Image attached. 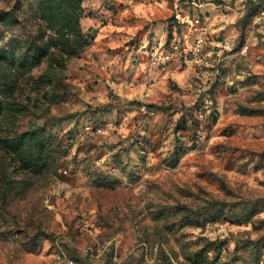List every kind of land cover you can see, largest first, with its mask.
<instances>
[{
    "label": "rangeland",
    "instance_id": "1",
    "mask_svg": "<svg viewBox=\"0 0 264 264\" xmlns=\"http://www.w3.org/2000/svg\"><path fill=\"white\" fill-rule=\"evenodd\" d=\"M54 1L0 0V264H264V0Z\"/></svg>",
    "mask_w": 264,
    "mask_h": 264
},
{
    "label": "built area",
    "instance_id": "2",
    "mask_svg": "<svg viewBox=\"0 0 264 264\" xmlns=\"http://www.w3.org/2000/svg\"><path fill=\"white\" fill-rule=\"evenodd\" d=\"M196 24H200L197 20ZM208 36L207 29L205 27H200V34L196 38L194 44L191 48H183L179 40L175 37L170 43V48H165V43H156L155 45H150V43L141 42L132 47V51L146 56L155 65L166 64L168 60L172 59L174 56L181 55L185 64H193L194 62H199V57L206 44V37ZM222 49H227V45L222 41L219 42Z\"/></svg>",
    "mask_w": 264,
    "mask_h": 264
},
{
    "label": "trees",
    "instance_id": "3",
    "mask_svg": "<svg viewBox=\"0 0 264 264\" xmlns=\"http://www.w3.org/2000/svg\"><path fill=\"white\" fill-rule=\"evenodd\" d=\"M83 0H55L50 4L51 11L53 13V21H54V28L58 32H66V31H75V27L71 26L74 22L78 23L80 18L81 10L83 9ZM77 20V21H75ZM81 33V32H80ZM78 34V33H77ZM79 35V34H78ZM168 36L171 39L172 31L168 32ZM66 44L68 47L76 46L77 48L87 47L89 44L83 43L81 41L80 36H78V41L72 45L70 40H66ZM35 53H39L35 51ZM3 69L0 66V73H2ZM27 163L31 166H38L39 161L41 160V156L38 158L35 157H28L27 156Z\"/></svg>",
    "mask_w": 264,
    "mask_h": 264
}]
</instances>
